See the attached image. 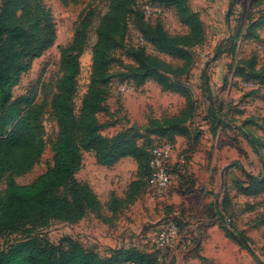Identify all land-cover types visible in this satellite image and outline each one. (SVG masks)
Returning a JSON list of instances; mask_svg holds the SVG:
<instances>
[{
  "label": "rangeland",
  "instance_id": "374dc122",
  "mask_svg": "<svg viewBox=\"0 0 264 264\" xmlns=\"http://www.w3.org/2000/svg\"><path fill=\"white\" fill-rule=\"evenodd\" d=\"M254 1L123 0L113 17L115 26L112 23L107 29L114 31L109 49L95 64L97 31L111 0H41L55 25L54 41L30 62L11 92L12 102L30 95L40 109L34 124V148L29 150L30 139L24 138L15 157L25 164L36 148L40 154L29 169L9 171L0 178V196L6 194L9 181L28 186L53 165L59 128L52 103L63 79L60 51L71 44L77 27L83 43L69 102L75 142L89 144L87 137L94 135L110 145L127 143L140 151L141 164L127 157L105 167L93 153L80 151L81 162L72 183L88 186L100 209L87 211L75 223L52 220L41 227L32 224L33 218H23L16 231L0 236V254L28 242L34 247H52L58 258L67 247L62 241L71 239L103 261L152 256V239L166 217L181 212L180 204L197 203V197L182 200L176 195L179 184L195 175L208 183L205 171L191 163V154L196 162L208 163V168L238 165L251 176L238 170L242 181L264 184V91L250 85L254 80L264 82V25L249 28L262 16L253 8ZM156 4L163 5L160 13L145 12L146 6ZM18 5L22 3L0 0V13L6 9L12 13L13 25L34 34L32 20ZM203 74L208 77L210 98L202 91ZM209 109L225 127L234 123L235 129L243 128L256 139L257 152L245 140L231 144L232 134L212 135ZM180 129L199 133V141L192 146L179 134ZM166 143L173 146L168 192L159 197L147 186L133 193L132 184L141 179L140 169L149 151ZM177 163L182 179L175 170ZM214 176L215 186L207 190L212 188L220 196L222 182L219 175ZM69 185L60 188L58 195L69 198ZM119 201L121 208L115 204ZM237 201L232 223L245 233L250 251L215 232L205 247L200 242L199 253L174 251L163 263L264 264V191ZM196 220L193 214L186 226L193 240L198 236Z\"/></svg>",
  "mask_w": 264,
  "mask_h": 264
},
{
  "label": "trees",
  "instance_id": "16d2710c",
  "mask_svg": "<svg viewBox=\"0 0 264 264\" xmlns=\"http://www.w3.org/2000/svg\"><path fill=\"white\" fill-rule=\"evenodd\" d=\"M15 1L17 4L22 3L18 6H20L25 17L32 20L35 33L27 34L23 29L13 25L10 20L12 13L10 15L6 9L0 13V178L9 171L21 172L29 169L40 154L36 148L33 157L31 160L29 159L30 162L27 161L25 164H21L20 160L15 157L14 151L22 146L20 143L24 138L30 139L29 150L34 148V124L39 117L40 109L33 105L34 98L30 95H25L12 102L11 92L17 85L20 76L29 68L30 62L50 47L55 37V25L52 17L49 11L41 5V0ZM117 1L111 0L108 15L97 31L95 64H98L100 60L99 55L109 49V38L114 31L107 29L112 23L115 26L113 17L116 12H119L118 7L123 2L122 0L116 4ZM151 6L163 7L159 4ZM253 8L262 16L252 22L249 28L263 26L264 0H255ZM85 25L84 19L82 27L84 28ZM112 30L114 29L112 28ZM82 43L83 37H81L77 27L71 44L68 48L60 51V68L63 70V79L59 84L58 94L52 103V110L59 128L53 165L28 186H18L12 181L8 182L6 194L0 196V236L6 232L16 231L23 218L26 217L33 218L32 224L41 227L52 220L75 223L87 211L97 212L100 209L96 196L88 186L72 183L81 162L80 151L93 153L96 162L105 167L114 166L121 159L127 157L136 160L139 166L141 164L139 163L142 157L140 151L127 143L110 145L94 135L87 137L86 141L89 144H85L82 140L79 141V144L75 142L69 102L72 96L74 78L77 74V53ZM201 80L202 91L207 98H210L206 74L202 75ZM253 83L264 86V82L261 81L254 80ZM208 113L213 126L212 135L218 127L230 128L229 126L225 127L223 121L219 117L217 118L212 109H209ZM237 130L256 153V139L251 138L246 131H242V128ZM179 134L185 135L192 146L199 141V133L193 134L187 129H180ZM149 161L150 151L146 156L143 169H140V172H143L142 175L139 173L141 179L132 184L131 191L135 194L149 186L148 181L151 176ZM181 168L178 163L175 165L178 177L182 176L179 173ZM185 181L180 183L181 185L179 184L180 189L191 185L192 181L188 179ZM69 183H71L67 189L70 194L69 198L59 196L58 190L64 186L67 187ZM234 185L238 188V192L246 197H256L264 191L263 182L250 183L247 188H242L239 183ZM187 190H190V187ZM115 204L119 208L122 207L120 201ZM244 207H247V204ZM235 208H232L230 198L224 194L219 205V211L216 212V219L211 222L218 224L227 239L250 251L244 238L245 233L238 231V228L232 223L234 222L232 210ZM166 220L174 223L180 230L187 225V221H182L172 215H168ZM166 220L164 222H167ZM62 242L67 247L58 258L55 257L52 247H48L46 244L34 247L31 243L25 242L1 253L0 264H164L158 262L159 253L155 250L152 256L133 255L128 259L113 263L101 260L95 253L85 250L83 246L71 239H65ZM192 242L195 247L187 253L199 251V237L195 236Z\"/></svg>",
  "mask_w": 264,
  "mask_h": 264
},
{
  "label": "crops",
  "instance_id": "0c3cea01",
  "mask_svg": "<svg viewBox=\"0 0 264 264\" xmlns=\"http://www.w3.org/2000/svg\"><path fill=\"white\" fill-rule=\"evenodd\" d=\"M229 126L230 128L218 127V129L214 132L213 135L219 136L220 134H223V133H227L228 135L232 134L231 144L235 141L237 142L239 140H245L241 136V134L238 132V130L235 129L236 125L234 123L230 124ZM229 131H233V132L230 133ZM242 131H245V130L242 128ZM233 133H235L236 135H233ZM190 156L192 157L191 163L193 160V165L196 167V169L202 170V171L204 170L205 173L208 175V178H207L208 183H203L199 179H196L198 177L195 175V177L192 180H190L192 181L191 185L185 186L182 189L177 188L176 195L180 199L184 200V199H188L192 197H197L198 200L196 204L194 202L193 205L191 206H187L186 203L180 204L181 212H177V213L175 212V214L172 216L177 217L178 219H181L182 221H188V219L191 218L193 214H195L197 218L196 221L199 223V225H197L196 227V232L198 234L200 242L202 243L201 245L204 247L207 243L211 241L212 236L215 232L221 233L224 239L230 241L224 236V233L219 228L218 224H215L214 222H211V221L216 219V212L219 211V205L221 203L222 196L224 194H227V196L230 198L232 208H235V206L237 205V202H238L237 200L240 201L242 198L244 199L249 198L238 192V188L234 185L235 183H239L242 188H247L251 182L245 183L244 181L241 180L240 172L238 170L241 169L243 173H245V170L243 168H240L238 165L233 164L230 166H226V167H223L221 170L219 167H217L216 169L213 166L212 168H210V166L208 168L207 167L208 163L206 165H204L203 162L198 163L195 161L193 154H191ZM215 174L219 175V178L222 182V184L220 185V189H219L220 196H219V192L217 193L216 191L212 190V188H214L215 183H216L215 182L216 176H214ZM245 175L247 174L245 173ZM208 186L210 187L212 186V188H209L207 190ZM189 187H190V190H187L189 189ZM230 242L233 243L232 241Z\"/></svg>",
  "mask_w": 264,
  "mask_h": 264
},
{
  "label": "built area",
  "instance_id": "2783aa9c",
  "mask_svg": "<svg viewBox=\"0 0 264 264\" xmlns=\"http://www.w3.org/2000/svg\"><path fill=\"white\" fill-rule=\"evenodd\" d=\"M145 12L147 14L160 13L161 8L146 6ZM250 85L255 89L264 91V86L258 83H250ZM172 158L173 146L168 143L157 145L150 150L149 168L151 170V176L148 185L153 193L159 197L164 196L171 186L169 169ZM163 224L165 225L157 230L152 239V246L159 253L157 259L159 263H163L166 256H171L174 251L187 253L194 248L186 227L180 230L170 221Z\"/></svg>",
  "mask_w": 264,
  "mask_h": 264
},
{
  "label": "water",
  "instance_id": "95a60500",
  "mask_svg": "<svg viewBox=\"0 0 264 264\" xmlns=\"http://www.w3.org/2000/svg\"><path fill=\"white\" fill-rule=\"evenodd\" d=\"M228 10H230V6H229V9ZM228 13H229V11H228ZM228 13H227V15H228ZM246 177H248L249 179H251V176H249V175H246Z\"/></svg>",
  "mask_w": 264,
  "mask_h": 264
}]
</instances>
